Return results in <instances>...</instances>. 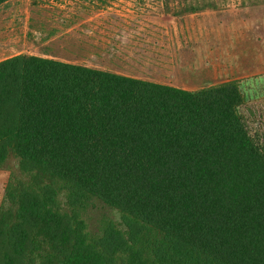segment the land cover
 I'll return each mask as SVG.
<instances>
[{"label":"trees","instance_id":"16d2710c","mask_svg":"<svg viewBox=\"0 0 264 264\" xmlns=\"http://www.w3.org/2000/svg\"><path fill=\"white\" fill-rule=\"evenodd\" d=\"M263 107L235 80L1 61L0 264H264Z\"/></svg>","mask_w":264,"mask_h":264},{"label":"rangeland","instance_id":"374dc122","mask_svg":"<svg viewBox=\"0 0 264 264\" xmlns=\"http://www.w3.org/2000/svg\"><path fill=\"white\" fill-rule=\"evenodd\" d=\"M17 55L189 91L235 80L262 108L264 0H13L0 7V62ZM8 180L0 170V206Z\"/></svg>","mask_w":264,"mask_h":264}]
</instances>
